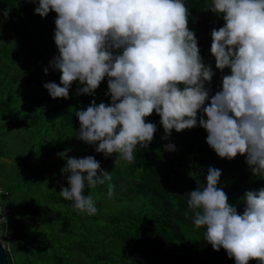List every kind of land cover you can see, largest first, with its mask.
<instances>
[{
	"label": "clouds",
	"instance_id": "1",
	"mask_svg": "<svg viewBox=\"0 0 264 264\" xmlns=\"http://www.w3.org/2000/svg\"><path fill=\"white\" fill-rule=\"evenodd\" d=\"M208 10L225 21L211 31L215 66L230 69L222 77V90L211 97L205 84H211L214 72L203 62L183 0H38L35 14H57L59 54L50 67L61 75L59 84L43 85L49 95L68 99L78 81L83 87L77 94L94 96L108 78L111 103L93 100L86 110L76 111L78 138L98 144L95 151L106 157L119 153L132 163L137 145L147 149L154 138L157 126L145 118L155 112L165 137L173 129L181 132L199 124L220 158L246 156L252 174L264 177V0H213ZM8 15L4 9V18ZM165 148L174 150L175 145ZM61 171L69 186L60 195L74 202V210L95 215V201L85 189L110 181V173L94 156L67 158ZM221 175L209 167L206 187L188 192L193 223L206 229L205 240L213 250L222 247L236 264H264V187L244 193L246 207L238 214L218 187ZM113 191L109 186V197Z\"/></svg>",
	"mask_w": 264,
	"mask_h": 264
},
{
	"label": "trees",
	"instance_id": "2",
	"mask_svg": "<svg viewBox=\"0 0 264 264\" xmlns=\"http://www.w3.org/2000/svg\"><path fill=\"white\" fill-rule=\"evenodd\" d=\"M183 2L189 9L188 27L196 33L203 62L210 65L214 72L211 84H205L210 88L211 97L222 90V77L230 74L228 68L223 71L216 68L215 58L210 52L211 31L213 28L222 27L225 21L222 14L217 15L208 10L213 0ZM37 6L38 0L37 3H31L29 0H0V170H5L12 177L10 181L13 183L28 181L30 195H38L18 203V208L23 210L21 212L14 211L15 206L11 202L8 205L6 223H1V237L9 245L11 264L58 263L59 256L56 252L67 245L72 251L71 240L68 239L70 242L66 244L61 241L56 244L49 237L48 227L58 225L65 237V232H72L73 219L82 222L81 218L97 219L103 216V210L105 212L108 208L103 200L108 194L109 186L113 187V192L117 191L124 196L123 201L126 204L125 209L117 214L107 213V217L114 218L113 220L111 217V228L114 232L112 241L103 242L98 246L92 244L89 250L85 242L72 243L75 248L85 251L96 264H139V256L131 259L130 252L127 255L122 252L118 235H125L126 239L132 235L143 241L140 246L145 242L150 245L152 240L159 238L171 248L181 250L192 257V261H189L185 258L186 254H180L184 259L180 264H236L235 259L229 258L222 247L218 252L212 247L209 249L212 254L210 260L194 256L193 251L203 247L200 240L204 239L206 242V229L201 227L199 233L194 234L189 228L180 225L182 228H171L168 226L170 222L165 218L166 212L176 210L177 213H182L188 223L194 219L187 206L188 192L206 187L209 167L221 170L218 187L225 191L229 203L237 208L238 214H243L246 207L244 193L264 187V177L252 174L246 163V156L238 154L231 160L220 158L206 143L207 131L199 124L181 132L173 129L171 135L165 137L160 116L155 112L145 118L146 122L157 126L154 138L147 149L137 145L133 152L135 160L132 163L121 159L119 153L106 157L103 153L95 151L98 144L90 145L80 140L77 135L80 123L75 115L76 111L86 110L93 100L97 105L101 102L111 103V97L107 94V77L101 82L94 96L77 94L78 88L83 85L76 81L77 87H70L68 99H53L43 85L48 82L59 84L60 77L41 74L37 76V81L36 77L31 81L30 75L24 76L20 82L17 77L13 78V73L10 74L14 62H23L21 47H37L36 42L40 39L38 26L48 27L54 39L57 14L50 12L47 17L42 18L35 14ZM4 9L9 11L7 19L3 16ZM14 36L21 40L10 46L9 42L14 40ZM54 45L56 46L55 41ZM58 54V51L55 52L54 57ZM5 58L7 60L4 61ZM35 67L37 69L34 76L39 70V66ZM209 102L210 100L206 101V105ZM201 115L203 113L199 112L198 120ZM28 116H31L30 120ZM168 144L175 145V149L166 150L165 146ZM61 153L65 155H59ZM86 156H94L100 162L101 168L111 175L110 181L85 189V195H91L94 201L97 197L102 199L100 203L95 202L100 213L91 216L86 212L74 210V202L65 200L60 195L62 189L69 186L67 174L61 171L67 163V158ZM3 162L7 163V166H4ZM119 177L126 179L127 190H121ZM32 187L36 188L33 192ZM42 187L45 191L43 197L40 196ZM0 190L2 191L1 186ZM6 191H9L8 188ZM54 204H57L58 208L57 217L65 214L63 221H56L50 216ZM29 205L34 207H28ZM112 205L117 209L116 204ZM94 221L99 224L98 220ZM105 225L106 223L102 222L99 224L101 229ZM81 226L86 227V222L83 221ZM113 244H118L116 250ZM133 246L134 244L129 246L132 253ZM72 255L73 253L70 254ZM68 256L69 253H65L61 259ZM128 257L134 263H131ZM153 263L176 264V261ZM253 264H259V261L255 260Z\"/></svg>",
	"mask_w": 264,
	"mask_h": 264
},
{
	"label": "rangeland",
	"instance_id": "3",
	"mask_svg": "<svg viewBox=\"0 0 264 264\" xmlns=\"http://www.w3.org/2000/svg\"><path fill=\"white\" fill-rule=\"evenodd\" d=\"M39 27V35L40 39L37 40V47H21L20 52L23 55V62L22 63H15L13 64L12 70H10V74L13 73V78L17 77L20 81L23 79L24 76L31 77V81H34V78L39 75L45 74L44 69L48 68L47 75H54L55 77L59 78L61 73L58 70H55L50 67V62L54 58V53L58 51L57 47L54 45V39L50 33V30L48 27ZM21 40L19 37L14 36V40L11 39L9 42V45H13L15 43H18ZM26 45V44H25ZM7 60L6 58L4 61ZM35 66H39V70L37 71V75H35V69H37ZM42 71V72H41ZM40 73V74H39ZM39 78V77H38ZM36 79V81L38 80ZM41 79V78H40ZM21 82V81H20ZM35 83V82H34ZM76 82H73L71 87H77ZM75 87V88H76ZM29 120L31 119V116L29 117ZM39 126V125H38ZM24 154V153H23ZM4 166H7V163H4ZM11 176L5 170H0V186L2 187V191L0 192V198H1V205L3 207V216L7 218L8 216V205L14 204L15 208L14 211L21 212L23 210L18 208V203L24 202L26 200H30L31 198H36L38 195L36 193H33L30 195V189L29 182L23 181L21 183L10 181ZM118 181H120L119 186L122 191H125L128 189V183L126 182L125 178L119 177ZM8 188V192L6 189ZM4 189V190H3ZM43 187L40 190V196L43 197L45 191L42 190ZM32 192L36 190L35 187H32ZM6 191L7 193L5 194ZM45 198H42V200ZM124 196L122 194H119L117 191L113 192V196L109 197L108 194L106 198L103 200L105 203H107V209L104 212L103 210V216H99L97 219H87V218H81L82 222H86V227L81 226L82 222L81 220L73 219L72 224V232H69L68 234L64 232L58 225H50L48 227L49 231V237L55 241L56 244H58L60 241L62 243L65 242L68 243V239L71 240V248L72 251L69 249V245L66 247H61L62 249L60 251H57V255L59 258L57 259L58 263L56 264H96L94 261L91 260V258L83 251L82 249L75 248L72 243L77 241L85 242L87 249L89 250L92 244L100 245L103 242L110 243L114 237V232L111 228V225L113 224L114 218L107 217L108 215H114L120 212L121 210L125 209L124 207L126 204L123 201ZM125 200V199H124ZM102 199L98 198L95 200V202L100 203ZM112 204L117 205V209L113 207ZM110 205V206H109ZM28 207H34V205H29ZM53 210L50 213V216L56 220V221H63L65 219V214H63L60 217H57L56 212L58 211L57 204L53 205ZM97 213H100V210L97 211ZM7 215V216H6ZM168 221L170 222L168 226L174 229L182 228L179 227L183 226L190 229V232L192 233H199L200 228H197L194 223L193 219L190 221V223L185 221V217L182 215V213H177L176 210H170L169 212H166V217ZM94 220H98L99 224L100 222L106 223L105 227L103 229L100 228L99 224H97ZM108 225V226H107ZM119 238V245L120 249L124 254H130L131 259L135 256H139L137 259V263L139 264H160V263H153L161 261L162 263H166L167 261H176V264H180L184 261L183 255L187 253L181 252V250H176L170 247V245L166 242H161L158 239H154L151 241L150 245H147L146 242L143 244V246H140V244L143 242L141 240L136 239L134 236L130 235L129 238L126 239L125 235H118ZM7 237V235H5ZM179 241V239H178ZM5 244L6 241L3 240ZM200 243H202V248L196 251H193V255L196 257H202L204 259H209L212 257V254L210 253L209 249L212 247L207 242H204V239L200 240ZM131 247V250H133V253L130 251L129 246L133 245ZM138 245V246H137ZM114 249L116 250L118 248V244H113ZM197 246V245H196ZM195 246V247H196ZM86 249V250H87ZM65 253H69L68 258H62L65 256ZM73 253L72 256L70 254ZM182 254V256H180ZM187 260L192 261V257L190 255H187L185 257ZM129 261L131 263H134L129 257ZM146 260V261H144ZM210 260V259H209ZM255 260L249 261V264H253ZM151 262V263H149ZM183 264V263H182ZM192 264V263H187Z\"/></svg>",
	"mask_w": 264,
	"mask_h": 264
},
{
	"label": "water",
	"instance_id": "4",
	"mask_svg": "<svg viewBox=\"0 0 264 264\" xmlns=\"http://www.w3.org/2000/svg\"><path fill=\"white\" fill-rule=\"evenodd\" d=\"M1 222H0V264H11L9 260L8 250L1 238Z\"/></svg>",
	"mask_w": 264,
	"mask_h": 264
},
{
	"label": "built area",
	"instance_id": "5",
	"mask_svg": "<svg viewBox=\"0 0 264 264\" xmlns=\"http://www.w3.org/2000/svg\"><path fill=\"white\" fill-rule=\"evenodd\" d=\"M0 192H1V190H0ZM2 207H1V198H0V219H3L4 218V216L2 215Z\"/></svg>",
	"mask_w": 264,
	"mask_h": 264
}]
</instances>
